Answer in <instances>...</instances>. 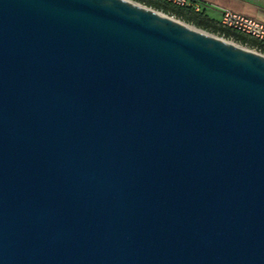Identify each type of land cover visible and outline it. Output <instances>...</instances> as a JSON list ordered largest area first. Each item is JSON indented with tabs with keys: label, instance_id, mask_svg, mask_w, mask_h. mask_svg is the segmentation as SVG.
<instances>
[{
	"label": "water",
	"instance_id": "95a60500",
	"mask_svg": "<svg viewBox=\"0 0 264 264\" xmlns=\"http://www.w3.org/2000/svg\"><path fill=\"white\" fill-rule=\"evenodd\" d=\"M0 264H264V55L132 0H0Z\"/></svg>",
	"mask_w": 264,
	"mask_h": 264
},
{
	"label": "crops",
	"instance_id": "0c3cea01",
	"mask_svg": "<svg viewBox=\"0 0 264 264\" xmlns=\"http://www.w3.org/2000/svg\"><path fill=\"white\" fill-rule=\"evenodd\" d=\"M132 1L138 4L140 3L142 5L151 6V9L153 10L154 8H157L156 5L154 4L163 5L158 0H132ZM198 2L200 4L199 10L198 11L194 10V11L203 14L205 17L209 18V20L212 21L215 26L221 28L224 31L230 30L228 28H224L221 24L222 12L225 9H229L238 14L239 13L243 14L247 17L255 18L264 23V0H198ZM155 10L160 11L158 9ZM218 34L221 35L220 33ZM241 35L248 39H251L243 34ZM221 36L224 38V34H222ZM230 40L232 42L242 45V43L237 42L233 37H231ZM244 45L250 47L247 44ZM250 49L253 50L255 49L258 51L257 47L254 48L250 47Z\"/></svg>",
	"mask_w": 264,
	"mask_h": 264
},
{
	"label": "trees",
	"instance_id": "16d2710c",
	"mask_svg": "<svg viewBox=\"0 0 264 264\" xmlns=\"http://www.w3.org/2000/svg\"><path fill=\"white\" fill-rule=\"evenodd\" d=\"M163 5H156L157 8L160 10V12L164 13L165 15H169L174 17L175 19H178L180 21H184L185 23L192 25L196 28H199L205 32L212 33L218 37L223 38L221 35L224 34L223 39L230 40L231 37H233L237 42L242 43V45L247 44L250 47H257L258 52L264 55V42L258 41L256 39H248L241 35V33L236 31L230 30H222L221 28L214 25L212 21L209 20V18L205 17L203 14L195 12L192 8L187 7H177L170 3H165L162 0H158ZM152 5V4H150ZM148 6V5H145ZM151 8V6H148ZM220 33L221 35H219Z\"/></svg>",
	"mask_w": 264,
	"mask_h": 264
},
{
	"label": "built area",
	"instance_id": "2783aa9c",
	"mask_svg": "<svg viewBox=\"0 0 264 264\" xmlns=\"http://www.w3.org/2000/svg\"><path fill=\"white\" fill-rule=\"evenodd\" d=\"M177 7H187L193 10H199L198 0H162ZM222 26L259 41H264V23L243 14L235 13L229 9L222 12Z\"/></svg>",
	"mask_w": 264,
	"mask_h": 264
},
{
	"label": "rangeland",
	"instance_id": "374dc122",
	"mask_svg": "<svg viewBox=\"0 0 264 264\" xmlns=\"http://www.w3.org/2000/svg\"><path fill=\"white\" fill-rule=\"evenodd\" d=\"M231 41V40H230ZM232 42V41H231ZM233 43H235V42H233ZM235 44H237V43H235ZM237 45H241V44H237ZM242 46H244L245 48H247V49H249V50H252V51H257V50H253V49H250V47H247L246 45H242ZM258 52V51H257ZM260 53V52H259Z\"/></svg>",
	"mask_w": 264,
	"mask_h": 264
}]
</instances>
